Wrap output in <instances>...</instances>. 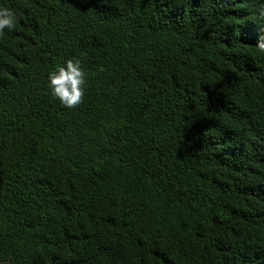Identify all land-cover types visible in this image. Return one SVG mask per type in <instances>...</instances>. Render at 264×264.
Instances as JSON below:
<instances>
[{
  "label": "trees",
  "instance_id": "obj_1",
  "mask_svg": "<svg viewBox=\"0 0 264 264\" xmlns=\"http://www.w3.org/2000/svg\"><path fill=\"white\" fill-rule=\"evenodd\" d=\"M0 7V264H264V0Z\"/></svg>",
  "mask_w": 264,
  "mask_h": 264
},
{
  "label": "clouds",
  "instance_id": "obj_2",
  "mask_svg": "<svg viewBox=\"0 0 264 264\" xmlns=\"http://www.w3.org/2000/svg\"><path fill=\"white\" fill-rule=\"evenodd\" d=\"M16 27L15 14L6 7H0V33ZM85 72L79 60L68 59L48 75V84L53 96L71 109L78 105L84 95Z\"/></svg>",
  "mask_w": 264,
  "mask_h": 264
}]
</instances>
